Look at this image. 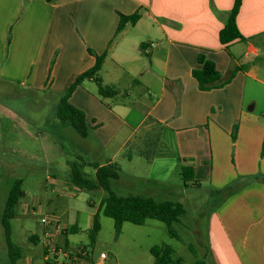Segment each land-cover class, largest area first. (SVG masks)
Instances as JSON below:
<instances>
[{
  "label": "crops",
  "instance_id": "crops-1",
  "mask_svg": "<svg viewBox=\"0 0 264 264\" xmlns=\"http://www.w3.org/2000/svg\"><path fill=\"white\" fill-rule=\"evenodd\" d=\"M234 1L0 0V80L59 96L94 66L93 53L107 51L100 77L120 91L115 102L98 94L93 79L84 80L70 98L93 126L87 138L81 137L87 151L99 156L121 136L118 150L127 149L125 157L134 165L135 154L146 159V143L155 141V155L146 159L153 168L174 170L181 177L182 165L192 167L198 184L190 181L185 189L209 183L212 211L203 259L214 264H264V182L242 184L231 195L214 193L246 176L264 174V0H243L237 23L248 40H236L227 49L220 31ZM138 11L139 20L118 32L121 14ZM200 53L224 76L234 66L247 68L225 86L203 91L192 73ZM132 89L138 96L129 102L125 97ZM110 161L119 163L117 153L89 162ZM121 168L115 183L145 184L154 194L168 191L161 178L132 174L127 180ZM70 184L68 174L55 185L60 189ZM59 197L50 203L60 207ZM91 201L94 206L96 201ZM97 209L87 214L92 221L89 230ZM51 217L58 219L49 230L61 238L60 244L67 239L69 248H76L64 231L74 224L80 230L79 213L72 221L57 214ZM29 239L37 243L40 237L31 234ZM107 258L74 259L73 264H106ZM19 264L33 260L22 255Z\"/></svg>",
  "mask_w": 264,
  "mask_h": 264
},
{
  "label": "rangeland",
  "instance_id": "rangeland-1",
  "mask_svg": "<svg viewBox=\"0 0 264 264\" xmlns=\"http://www.w3.org/2000/svg\"><path fill=\"white\" fill-rule=\"evenodd\" d=\"M137 96V89H132V95L125 99L130 102ZM108 100L114 103L116 99L111 97ZM58 101V95L34 92L0 80V264H9L2 215L12 184L17 178L24 180L22 188L25 195L17 207L16 217L11 220L12 241L20 246L23 256L33 260V264H71L74 259L81 258L79 253L83 246L87 247L89 254L85 262H88L89 257L97 258L104 252L108 255L106 264H155L150 249L162 244L171 245L176 251L175 256L182 257L185 264L203 259L208 246V221L212 211L207 189L209 183L205 182L201 189H185L177 171L153 168L150 162L137 154V163L132 165L125 157L127 149L118 150L121 136L112 141L105 153L95 156L92 149L87 151L88 146L83 144L77 131L58 118ZM141 132L140 128L138 133ZM115 153L119 164L123 165L125 179L136 174L144 178H161L168 185L165 194H154L145 184L114 182L113 188L118 194H152L158 200H179L184 203L187 213L180 223L174 225L177 237L170 235L164 222L149 219L144 225L126 222L122 234L116 239L114 220L102 215L101 230L96 241L91 244L88 227L92 221L89 222L87 214L98 208L104 191L86 192L71 184L59 189L55 185L56 180L67 178L69 163L79 161L78 156L88 162L95 157L102 161L104 157H111ZM82 169L88 176H94L92 166L86 165ZM58 197L63 201L60 207L56 202L50 203L51 199ZM90 200L93 204L96 201V204L90 206ZM77 213L80 230L70 235L71 241L78 244L77 247L64 250L57 246L55 252H49L47 248L48 253H45V232L49 230L50 224H44L42 218L57 214L66 221L68 217V221H72ZM31 234H37L39 242L29 239ZM60 239L56 238L57 243H60Z\"/></svg>",
  "mask_w": 264,
  "mask_h": 264
},
{
  "label": "trees",
  "instance_id": "trees-1",
  "mask_svg": "<svg viewBox=\"0 0 264 264\" xmlns=\"http://www.w3.org/2000/svg\"><path fill=\"white\" fill-rule=\"evenodd\" d=\"M51 1V0H50ZM243 0H235L232 10L228 15L225 26L220 31V41L229 49V46L234 41L248 40L240 31L237 23V16L242 6ZM141 14L136 12L131 15L121 14L118 32L121 31L127 23H136ZM93 53V52H92ZM96 63L88 70L81 73L76 80L68 87V89L59 95L57 116L60 120L69 123L73 129L77 131L80 137L87 138L93 129V126L88 121L85 112L73 105L70 98L76 88L86 79H93L98 86V94L103 97H115L120 94V91L113 85L104 84L100 74L107 56V51L103 54H95ZM199 66L193 69V76L198 81L200 90L208 91L214 88H220L231 82L239 70H244L247 65L232 67L227 76H224L217 68L216 63L209 59L205 54L198 55ZM237 126L234 129L233 138L236 139ZM156 142L146 143L145 150L142 155L148 161H151L155 155ZM79 161L69 163V182L77 186L80 190L86 192L104 191L105 195L101 198L98 209L94 216L92 228L88 231V236L91 244L96 241V237L101 230L100 218L102 215L108 216L114 220L115 238L118 239L123 232V225L130 222L136 225H144L149 219H156L164 222L170 235L177 237V232L174 225L180 223L181 218L186 215L187 209L183 202L179 200H158L153 195L146 194H129L120 195L114 188V181L120 179L122 168L117 162H107L99 164L97 162H88L82 156H78ZM89 165L95 170L94 176H88L83 167ZM181 177L184 187L189 186L190 181L195 180L194 170L187 165L181 166ZM243 179V178H242ZM254 181L264 182V174L249 175L244 178V181H234L222 189L214 190V193H225L226 195L234 194L238 189L247 183ZM23 178L14 180L9 196L6 200L3 215L2 225L5 229L6 240L8 246L9 264H19L22 258V249L12 241V225L11 220L17 215V207L21 199L25 195L23 190ZM79 232L77 224L70 226L64 231V235L75 234ZM34 240L33 238H31ZM57 246L63 247L64 250L69 249V242L66 239L63 243H58ZM86 246L81 248V252H86ZM47 252V251H46ZM151 252L155 257L156 264H185L182 257L175 256V249L168 244L154 245L151 247ZM48 253V252H47ZM88 253V252H87ZM80 255V253H79ZM80 256H83L82 254ZM90 259V258H89ZM214 264L206 262L204 259H198L193 264Z\"/></svg>",
  "mask_w": 264,
  "mask_h": 264
},
{
  "label": "built area",
  "instance_id": "built-area-1",
  "mask_svg": "<svg viewBox=\"0 0 264 264\" xmlns=\"http://www.w3.org/2000/svg\"><path fill=\"white\" fill-rule=\"evenodd\" d=\"M150 42H152V40H150ZM42 222L44 223V224H50V227H52V226H54V225H57L58 224V219H56V218H54V217H51V218H48V217H43L42 218ZM54 234L55 233H52L50 230H48L47 231V247H46V249L48 248L49 249V252L50 251H54L55 252V250H56V248H57V241H56V237L54 236ZM48 249H47V251H48ZM83 255V256H80L81 258H77V260L78 259H81V260H84L85 258H88L87 256L89 255L88 253H87V251L86 252H81V249H80V255ZM101 257L102 258H106L107 257V255H106V253H104V252H102L101 254ZM90 258V257H89ZM88 261V260H87ZM74 262V261H73ZM73 262H71V264L73 263ZM68 262H66V264H67Z\"/></svg>",
  "mask_w": 264,
  "mask_h": 264
}]
</instances>
